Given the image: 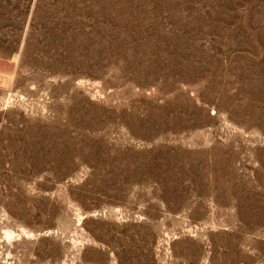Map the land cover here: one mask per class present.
<instances>
[{
    "label": "rangeland",
    "instance_id": "rangeland-1",
    "mask_svg": "<svg viewBox=\"0 0 264 264\" xmlns=\"http://www.w3.org/2000/svg\"><path fill=\"white\" fill-rule=\"evenodd\" d=\"M0 264H264V0H0Z\"/></svg>",
    "mask_w": 264,
    "mask_h": 264
}]
</instances>
